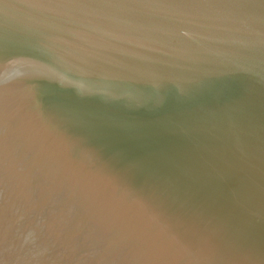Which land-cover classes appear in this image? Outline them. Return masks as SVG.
I'll use <instances>...</instances> for the list:
<instances>
[{"label": "water", "instance_id": "obj_1", "mask_svg": "<svg viewBox=\"0 0 264 264\" xmlns=\"http://www.w3.org/2000/svg\"><path fill=\"white\" fill-rule=\"evenodd\" d=\"M0 264H264V0H0Z\"/></svg>", "mask_w": 264, "mask_h": 264}]
</instances>
